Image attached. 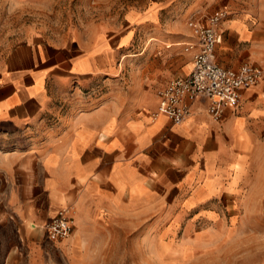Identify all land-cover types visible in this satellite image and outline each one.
Returning a JSON list of instances; mask_svg holds the SVG:
<instances>
[{
    "label": "crops",
    "instance_id": "obj_1",
    "mask_svg": "<svg viewBox=\"0 0 264 264\" xmlns=\"http://www.w3.org/2000/svg\"><path fill=\"white\" fill-rule=\"evenodd\" d=\"M106 2L113 3L97 0ZM259 3L261 9L233 13L221 22L215 50L220 64L264 66V0ZM98 8L97 18H112L110 7ZM200 9V2L192 0L184 14ZM139 14L132 8L126 17ZM105 23L111 27L105 32L112 34L113 24ZM2 34L0 28L1 193L7 203L19 204L16 213L22 214L23 190L24 202L37 211L40 224L71 208L72 232L58 241L45 238L40 250L86 254L89 228L106 211H215L218 196L264 194V79L241 90L239 104L226 108L219 119L199 97L188 115L173 123L165 114L153 113L157 93L137 100L143 105L137 114L97 105V98L80 108V91H95L97 71L108 65L98 58L108 48L97 45L96 31L51 38ZM189 63L163 69L154 80L158 89L186 73ZM70 96L72 106L48 124L57 100ZM26 154L35 170L21 180L15 167Z\"/></svg>",
    "mask_w": 264,
    "mask_h": 264
},
{
    "label": "rangeland",
    "instance_id": "obj_2",
    "mask_svg": "<svg viewBox=\"0 0 264 264\" xmlns=\"http://www.w3.org/2000/svg\"><path fill=\"white\" fill-rule=\"evenodd\" d=\"M112 1L3 0L0 28L3 37L17 38L96 31L97 45L105 43L109 49L98 58L108 65L97 71L95 91H80L78 98L84 102L80 108L97 98V105L103 102L120 113L137 114L143 107L137 100L155 96L159 86L154 80L163 69H178L191 60L185 45L194 39L188 25L192 15L184 13L192 0ZM198 1L201 9L193 14L261 9L259 0ZM98 5L110 7L112 18H97ZM132 8L141 14L128 19L127 10ZM108 21L115 30L109 35ZM72 98L57 100L48 112V124L58 122L72 106ZM15 170L24 179L35 170L33 158L24 155ZM20 197L22 214L16 213L18 203H7L0 188V264H264V194L218 196L215 211L209 207L171 213L106 211L90 226L86 254L80 257L56 247L40 250L45 238L51 240L45 226L52 218L40 224L37 211L24 202L23 190ZM43 205L47 209L44 201Z\"/></svg>",
    "mask_w": 264,
    "mask_h": 264
},
{
    "label": "built area",
    "instance_id": "obj_3",
    "mask_svg": "<svg viewBox=\"0 0 264 264\" xmlns=\"http://www.w3.org/2000/svg\"><path fill=\"white\" fill-rule=\"evenodd\" d=\"M229 15L225 8L190 17L188 25L194 30V39L186 42L191 67L173 76L157 91L154 114L163 113L173 123L183 120L190 112L191 103L199 97L206 101V109L214 118H221L226 108L239 104L241 90L264 79V66L244 61L238 67L220 64L215 50L221 39V22ZM73 229L66 210H59L45 226L51 240L67 237Z\"/></svg>",
    "mask_w": 264,
    "mask_h": 264
},
{
    "label": "bare ground",
    "instance_id": "obj_4",
    "mask_svg": "<svg viewBox=\"0 0 264 264\" xmlns=\"http://www.w3.org/2000/svg\"><path fill=\"white\" fill-rule=\"evenodd\" d=\"M66 212H67V213H70V211H69V210H66ZM36 225H37V224H36ZM32 226H33V227H36V226H35V224H33Z\"/></svg>",
    "mask_w": 264,
    "mask_h": 264
}]
</instances>
